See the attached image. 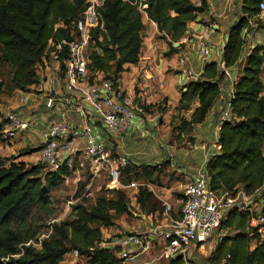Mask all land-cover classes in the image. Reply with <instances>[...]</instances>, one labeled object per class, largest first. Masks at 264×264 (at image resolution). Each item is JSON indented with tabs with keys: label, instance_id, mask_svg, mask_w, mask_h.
<instances>
[{
	"label": "trees",
	"instance_id": "trees-1",
	"mask_svg": "<svg viewBox=\"0 0 264 264\" xmlns=\"http://www.w3.org/2000/svg\"><path fill=\"white\" fill-rule=\"evenodd\" d=\"M261 1L264 0H247L242 10L246 17H240L229 29L222 51L226 68L237 63L244 46L242 30L249 18L260 14ZM87 2L0 0V67L6 64L11 68V91H28L39 83L37 66L46 55L49 40L64 39L71 23L86 9ZM133 3L134 0H104L99 10L103 29H95L90 39L89 46L93 49L89 54L90 80L101 73L117 85L124 67L138 62L144 14L157 26L160 39L170 51L180 53L183 50L180 40L186 36L188 24L206 11L203 0L200 5L190 0H144V14ZM262 71L264 45H257L250 49L242 75L234 84L229 101L230 118L222 121L218 134L219 150L205 165L209 188L218 196L235 198L242 193L256 198L264 188ZM219 73L215 63H208L197 80L182 87L176 111L190 116L188 119L182 116L171 124L173 140L180 141L181 136H187L194 126L204 122L220 93ZM0 91H6L1 78ZM142 111L143 115L150 114V106L143 105ZM131 165L121 170L120 180L140 172V176H136L143 179V184L157 185L154 173L170 163L164 162L159 168L137 166L139 169L135 172ZM68 172L65 166L49 171L39 162L28 164L16 161L15 157H0V259L18 253L21 246V256L10 260L9 264H59L73 250L79 252L80 258H86V264H122L110 249L99 246L102 242L100 228L114 226L118 218L129 216L134 210L121 189L111 190L110 197H97L91 208L75 205L74 219L53 224L51 234L40 241L39 248L23 246L30 241L37 242L36 232L26 225L28 217L35 209L45 210L51 206V194L63 184ZM135 200L142 211L162 212L157 209L162 207L155 203L147 186H140ZM249 209L241 210L236 205L226 213L219 229L230 232L220 237L211 254L210 259L215 264H264V234L258 232L264 224L251 227L250 221L258 213ZM261 214L264 216V208ZM168 264H181V260H169Z\"/></svg>",
	"mask_w": 264,
	"mask_h": 264
},
{
	"label": "built area",
	"instance_id": "built-area-1",
	"mask_svg": "<svg viewBox=\"0 0 264 264\" xmlns=\"http://www.w3.org/2000/svg\"><path fill=\"white\" fill-rule=\"evenodd\" d=\"M103 2L104 0H88L86 9L71 23L66 33V37L69 36L71 39L70 42L66 41V37L56 41L49 40L46 55L37 66V74L39 75L41 65H46L47 61L56 64V74L54 77H45L43 81L39 80V83L28 91L19 92L17 109H26L33 105L38 97L34 89L41 84L47 85L44 95L45 107H54L57 101L49 87L57 81L67 95L62 105L79 116L81 123L75 126L65 121L47 123L45 129L39 133L35 148L36 162L31 164L39 162L45 165L47 170L56 171L63 166L72 169L74 159H77L80 165L83 162L88 163L92 177L105 175L110 181V186L118 185L123 188L120 184V174L128 165V160L122 154H112L106 142L100 140L97 128L115 136L123 135L135 122L137 115H143V104L135 103L134 99L126 95L112 80L104 78L101 73H96L90 80V61L87 53L93 31L103 29L99 11ZM143 2L144 0H135L133 4H136L137 9L144 14L146 5ZM196 5H200V1ZM258 8L261 12L264 11V1L258 4ZM213 32V28L205 27L203 36L198 40L203 61L209 56L207 40ZM245 32L246 28L241 34ZM180 41L185 39L182 38ZM178 67L186 83L197 80L198 75L186 65L183 51L179 55ZM228 107L230 108L229 104ZM17 111L10 108L0 111V145H7L27 136L32 121L22 117ZM225 120L227 119H223ZM74 137L79 139L76 144H73ZM137 186L138 184L133 181L125 188L132 190ZM141 186L148 187L145 184ZM263 191L264 188L261 192ZM85 197L91 198L92 194L85 193ZM239 197L245 196L242 193H238L235 198L228 195L218 196L209 188L206 169H200L195 178L183 189L182 197L176 199L181 208L180 216L178 217L171 204L163 203L161 215L163 220H156L146 231L132 228L122 235L115 241L119 249L114 255L122 260V264H134L141 254L150 249L152 241H158L161 244L160 258L168 261L178 258L181 264H194L191 260L192 253L204 249L214 235L220 234L222 220L226 213L236 206L235 202ZM132 214L133 217L141 219L151 216L135 215L134 211ZM257 215L251 219V227L264 224L261 212ZM258 232L264 234V228L258 229ZM41 240L42 238H39L37 243L30 241L23 246L39 248ZM18 249V253L1 258L0 263L9 264L10 260H17L23 252L21 246ZM65 256L71 257L74 261L80 259L77 250Z\"/></svg>",
	"mask_w": 264,
	"mask_h": 264
},
{
	"label": "crops",
	"instance_id": "crops-1",
	"mask_svg": "<svg viewBox=\"0 0 264 264\" xmlns=\"http://www.w3.org/2000/svg\"><path fill=\"white\" fill-rule=\"evenodd\" d=\"M197 4L200 0H190ZM206 4V11L197 16L196 20L189 23L185 41L183 44V54L186 59V65L192 69L198 77L203 73L204 67L208 63H215L218 66V78L220 82V93L215 99L212 107L205 117L204 122L193 127V130L187 136H181L186 139L188 148L180 150H170L161 152L163 147L160 141L168 135L171 137V125L165 128L171 122H178L182 116L189 118V114L178 113V106L182 87L186 84L184 75L178 67L180 53H173L166 45L165 41L160 39L161 34L157 26L143 15L144 30L142 32V48L139 60L136 64L125 66V70L119 75L117 81L118 87L132 99L135 103L150 106L151 113L137 115L135 122L131 125L126 133L115 136L109 132L97 128L100 140L105 141L110 146V140H113L122 155L126 156L128 164L137 166H146L159 168L162 163L169 162L170 167L176 174L192 181L200 169L211 159L210 154L214 149V154L218 152L217 145L218 134L223 119L229 120L230 108L228 107L232 97L234 84L242 75L243 67L247 55L254 46L264 44V31L254 29L249 33L241 34L244 38V46L237 63L229 68L222 65V51L226 44L229 29L234 26L243 15L242 10L246 6L247 0H203ZM257 17V16H256ZM264 17V11L260 12L258 18ZM254 17L248 19L251 23ZM213 28L214 32L207 40L209 56L203 61L201 52L198 47V40L203 36L204 28ZM255 27V26H254ZM182 40V39H181ZM177 44H173L176 47ZM56 64L47 61L46 65H41V81L44 78L54 77L56 74ZM261 79V78H260ZM262 83L264 81L261 79ZM38 90L37 99L26 109L18 110L19 91H0V111L10 108L17 111L22 117L32 121L27 136L17 139L7 145H0V157H15L16 161L25 163H34L36 152L23 151L21 148L28 147L30 150L37 147L39 133L43 131L46 124L51 121H65L69 125L75 126L81 123V119L75 113L68 111L63 102L66 91L59 83L53 82L49 87L53 91L56 103L54 107L46 108L44 95L47 91V85L41 84ZM14 93L12 97L10 94ZM264 96V91L262 93ZM178 117V118H177ZM175 124V123H172ZM155 128V129H154ZM168 130L166 134L165 131ZM170 130V131H169ZM165 134L161 135V132ZM79 142L74 137L73 144ZM213 154V155H214ZM155 188V190H154ZM185 188V187H184ZM148 189L152 192L155 203L163 208V203L173 202L172 189L165 187H156L148 184ZM182 197V195H181ZM130 205L133 207L135 215H162L159 211L147 213L142 211L136 204L135 196L130 197ZM133 200V201H132ZM170 204V203H169ZM163 211V210H162ZM133 214H131L132 216ZM127 217L123 215L120 219ZM133 217V216H132ZM147 219L134 217L130 228H138L140 231H146L152 223L161 219V216ZM162 220V219H161ZM221 234H216L214 243ZM204 247L202 257L192 260L194 264H215L210 259L215 247L208 249ZM200 250V251H202Z\"/></svg>",
	"mask_w": 264,
	"mask_h": 264
},
{
	"label": "rangeland",
	"instance_id": "rangeland-1",
	"mask_svg": "<svg viewBox=\"0 0 264 264\" xmlns=\"http://www.w3.org/2000/svg\"><path fill=\"white\" fill-rule=\"evenodd\" d=\"M135 1V0H134ZM141 13V12H140ZM143 14V13H141ZM260 15V14H259ZM255 26V27H254ZM246 33H249L250 31H253L254 29L262 30L264 31V17L258 18L254 17L251 23H247L246 25ZM244 39V38H243ZM245 41V40H244ZM264 45V44H261ZM92 46L88 47V56L90 52L92 51ZM11 68L9 65H1L0 67V78L3 81L4 87L6 91H11ZM44 74H41V70H39V80L42 79V76ZM261 79L264 81V71L261 73ZM40 86L37 87L35 91L36 94H41L38 92ZM14 93L10 94V97H12ZM176 123L175 122H171ZM170 123L165 127H170ZM155 129V128H154ZM170 131V130H169ZM165 133H168V130L165 131ZM163 131L162 134H165ZM70 140V139H69ZM186 139L181 138L180 141L173 140L172 137L168 135L163 139V141H160V144L162 143L163 147L160 149L161 152L170 151V150H180L188 148V145L186 144ZM109 148L112 151L113 155L122 154L119 149L117 148L116 143L113 140H110V146ZM23 151H27L30 154V152L36 151V149H29L21 148L19 152H22L21 155H24ZM36 162V160L34 161ZM162 165V164H161ZM73 168L69 169L68 175L65 178L63 184L55 190L51 194V206L45 210H38L35 209L32 214L28 217L26 225L33 231L36 232L37 242L39 238H46L51 234V226L53 224H58L60 222H70L75 217V212L73 211V207L75 205H83L87 208H91L95 202L97 197L101 195L111 196L108 195V193L113 189H121L126 192L127 198L129 199V202H131L130 197L136 196L137 192L143 184V179L137 178L136 175L140 176V172H136L131 174V176H127V178H121L120 184L123 188L118 187V185L110 186V181L105 175H98L96 178L92 177L90 174V170L88 167V163H84L80 165L79 160L74 159ZM132 166V167H131ZM130 168L135 172L138 167L135 165H131ZM125 167H128L127 165ZM124 167V168H125ZM123 168V169H124ZM135 170V171H134ZM131 180H130V179ZM153 178L156 180L157 185L156 187H165L168 189H172L170 193H172L173 196V202H168L172 205V207L177 211L178 217L180 216V206L176 203V199H179L181 195L183 194L184 187L190 182L189 180L183 178L182 175L176 174V172L173 171V168L170 166H161L160 169H157V172L154 173ZM129 179V180H128ZM135 181L138 186L136 189H127L125 186H127L130 182ZM123 182V183H122ZM113 185V184H112ZM116 187V188H115ZM148 188V187H147ZM155 190V188H154ZM156 191V190H155ZM91 193L92 197L87 198L85 197V193ZM256 198H248V197H239L235 204L237 207L241 210H249L252 212L260 213L261 209L264 208V191L259 193ZM133 201V200H132ZM158 210H163V208L158 207ZM150 211V207H148V212ZM176 215V216H177ZM152 218L159 217L161 215H151ZM163 220V219H162ZM134 221V217L131 215L124 217V219L118 218L115 222V225L109 228H100V231L102 233V242L100 243V248H108L111 250L112 253H114V250H118L119 247L116 246L115 241L119 239L122 235L125 233L131 231L130 224ZM230 231L222 230L220 231L221 236L228 234ZM214 235L211 240L206 244L208 248L210 247H216L218 239H216L214 243ZM34 242V241H33ZM34 242V243H37ZM251 243V242H250ZM205 245V246H206ZM206 248V249H208ZM209 250V249H208ZM204 250L202 251H194L191 255V259L194 261V259L202 257L201 255L204 254ZM161 253V244L158 241H152L150 249L141 254L138 257V260L134 264H168V260H165L163 258H160ZM117 259H119L121 262L122 260L116 256ZM59 264H86V258L81 257L80 259L74 261L69 256H64L62 258V261Z\"/></svg>",
	"mask_w": 264,
	"mask_h": 264
},
{
	"label": "water",
	"instance_id": "water-1",
	"mask_svg": "<svg viewBox=\"0 0 264 264\" xmlns=\"http://www.w3.org/2000/svg\"><path fill=\"white\" fill-rule=\"evenodd\" d=\"M70 40H71L70 37L67 36V37H66V41H67V42H70ZM220 128H221V126H220ZM210 154L213 156V154H214V149H212V151H211ZM209 160H210V159H209ZM177 259H178V258H177Z\"/></svg>",
	"mask_w": 264,
	"mask_h": 264
}]
</instances>
